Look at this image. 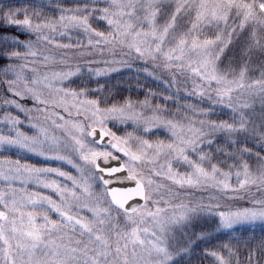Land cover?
I'll return each instance as SVG.
<instances>
[{"label": "snow or ice", "instance_id": "6c2138e0", "mask_svg": "<svg viewBox=\"0 0 264 264\" xmlns=\"http://www.w3.org/2000/svg\"><path fill=\"white\" fill-rule=\"evenodd\" d=\"M0 264H264V0H0Z\"/></svg>", "mask_w": 264, "mask_h": 264}, {"label": "rangeland", "instance_id": "374dc122", "mask_svg": "<svg viewBox=\"0 0 264 264\" xmlns=\"http://www.w3.org/2000/svg\"><path fill=\"white\" fill-rule=\"evenodd\" d=\"M142 98V97H141ZM257 231H259V229H257Z\"/></svg>", "mask_w": 264, "mask_h": 264}]
</instances>
